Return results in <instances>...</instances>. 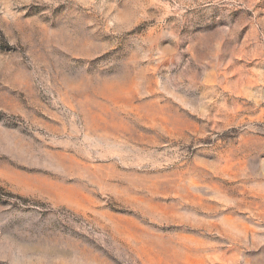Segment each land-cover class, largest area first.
<instances>
[{
  "label": "rangeland",
  "instance_id": "1",
  "mask_svg": "<svg viewBox=\"0 0 264 264\" xmlns=\"http://www.w3.org/2000/svg\"><path fill=\"white\" fill-rule=\"evenodd\" d=\"M0 264H264V0H0Z\"/></svg>",
  "mask_w": 264,
  "mask_h": 264
}]
</instances>
